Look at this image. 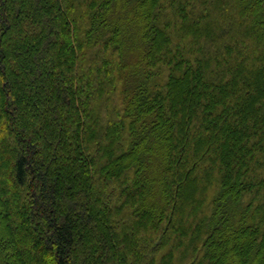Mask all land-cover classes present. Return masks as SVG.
I'll return each instance as SVG.
<instances>
[{
    "label": "trees",
    "instance_id": "obj_1",
    "mask_svg": "<svg viewBox=\"0 0 264 264\" xmlns=\"http://www.w3.org/2000/svg\"><path fill=\"white\" fill-rule=\"evenodd\" d=\"M0 264H264V0H0Z\"/></svg>",
    "mask_w": 264,
    "mask_h": 264
}]
</instances>
